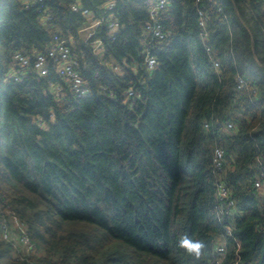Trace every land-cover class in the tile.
<instances>
[{
    "label": "trees",
    "instance_id": "trees-1",
    "mask_svg": "<svg viewBox=\"0 0 264 264\" xmlns=\"http://www.w3.org/2000/svg\"><path fill=\"white\" fill-rule=\"evenodd\" d=\"M37 1L0 0V264H210L224 226L219 183L237 209L225 225L239 244L236 252L228 240L221 264H264V190L254 188L264 170L263 0H170L157 17L166 38L148 41L152 73L142 48L151 0H115L107 12L111 0H81L95 19L120 26L111 35L103 24L88 41L75 0ZM54 35L71 40L87 97H74L53 67L47 77L6 80L14 53L32 60ZM216 148L229 169H215ZM22 232L33 254L18 243ZM181 240L200 242L199 255Z\"/></svg>",
    "mask_w": 264,
    "mask_h": 264
},
{
    "label": "built area",
    "instance_id": "built-area-1",
    "mask_svg": "<svg viewBox=\"0 0 264 264\" xmlns=\"http://www.w3.org/2000/svg\"><path fill=\"white\" fill-rule=\"evenodd\" d=\"M81 0H75L71 6V11L73 13H79L86 21L84 26L79 30V34L84 37L85 41L92 39L98 27L101 25H106L108 31L111 35L118 32L120 26L119 23L113 19L110 15L103 23V19H95L93 14L87 10L82 9L80 5ZM152 3L149 8V19L150 21L144 26L142 32V48L144 55V67L147 72H153L157 67V61L154 56L149 53L148 41L156 40L162 41L166 38V34L163 32L162 27L157 23L158 15L164 11L170 0H151ZM37 2H41L38 0ZM200 1L197 0L196 3ZM34 2H25L24 6L28 7ZM264 3V0H263ZM116 1L111 0L104 5L105 12L110 11L115 6ZM220 11V9H218ZM50 16L45 13L41 18V23L46 26V22L50 20ZM207 15L202 9L197 10V24L199 28V37L202 42V46L206 54L208 55L210 62L213 64L214 69H219V62L214 60V52L209 45H207ZM71 40H67L65 37L60 35H54L51 44L46 48L44 53H39L34 55L31 60L28 56L21 53H14L12 56V64L7 74L6 80L15 83L21 82L24 78L30 74H36L39 77H47L49 75V70L51 67L54 68L57 76L62 80V86L66 87L69 92L77 98H84L89 95V90L86 83L82 79L79 71L77 70L78 63L71 51ZM92 50L95 55H100L103 51V45L100 40H95L92 45ZM114 72L120 74L122 73L119 67H114ZM245 78L237 75L235 77V89L240 92L245 87ZM59 84L50 83V87L53 89L55 96L62 95L63 87ZM129 97H133V92L131 89L127 91ZM207 130L209 128L208 124L204 125ZM224 131H229L232 129V124H224ZM213 164L217 171H221L223 167L229 169V162L225 158L224 151L220 148H216L213 155ZM260 179L264 180V170L259 172ZM259 178L254 182V188L257 190H264V182ZM215 197L218 204L215 206L216 212V222L220 226H223V234L219 236L215 245V254L210 262V264H221L223 256L227 251L228 240H232L235 245L236 252L239 250V244L234 238L232 233V228L230 225H225L226 221H230L235 215H237V209L232 200L229 199V193L227 187L219 183L216 185ZM7 228L2 227L3 237L7 240ZM18 243L24 248L27 254H33L35 247L29 242L28 237L24 232L19 236ZM237 259L239 258L236 253ZM238 264V260L235 262Z\"/></svg>",
    "mask_w": 264,
    "mask_h": 264
},
{
    "label": "clouds",
    "instance_id": "clouds-1",
    "mask_svg": "<svg viewBox=\"0 0 264 264\" xmlns=\"http://www.w3.org/2000/svg\"><path fill=\"white\" fill-rule=\"evenodd\" d=\"M180 244L182 247L187 248L190 253H196L199 255V250L203 247L200 242H190L188 240H181Z\"/></svg>",
    "mask_w": 264,
    "mask_h": 264
},
{
    "label": "crops",
    "instance_id": "crops-1",
    "mask_svg": "<svg viewBox=\"0 0 264 264\" xmlns=\"http://www.w3.org/2000/svg\"><path fill=\"white\" fill-rule=\"evenodd\" d=\"M82 38H84L82 35H81Z\"/></svg>",
    "mask_w": 264,
    "mask_h": 264
}]
</instances>
